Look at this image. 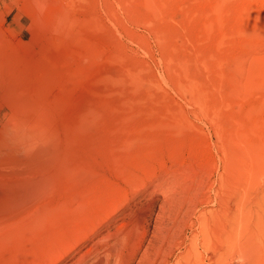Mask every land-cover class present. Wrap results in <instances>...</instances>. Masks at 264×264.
<instances>
[{
    "label": "rangeland",
    "instance_id": "rangeland-1",
    "mask_svg": "<svg viewBox=\"0 0 264 264\" xmlns=\"http://www.w3.org/2000/svg\"><path fill=\"white\" fill-rule=\"evenodd\" d=\"M262 180L264 0H0V264H264Z\"/></svg>",
    "mask_w": 264,
    "mask_h": 264
},
{
    "label": "bare ground",
    "instance_id": "bare-ground-1",
    "mask_svg": "<svg viewBox=\"0 0 264 264\" xmlns=\"http://www.w3.org/2000/svg\"><path fill=\"white\" fill-rule=\"evenodd\" d=\"M262 180V184H263ZM113 208L117 207V203L112 201ZM99 219V218H98ZM101 219V218H100ZM102 220V219H101ZM100 221V220H99ZM98 221V222H99ZM108 221V220H107ZM101 222V221H100ZM102 223V222H101ZM104 223V222H103ZM106 223V222H105ZM99 224V223H98ZM97 224V225H98ZM137 229L141 231V233L146 235L145 230L142 227V224L139 223ZM99 230V229H98ZM100 231V230H99ZM97 234V232H93V234ZM92 235H84L80 236L81 238L78 239L76 244L66 245L65 250L61 251L58 255L57 260L55 257L57 256V252L50 255L48 258H45L41 261L39 264H59L65 257L72 252H74L77 247L79 246L80 242L85 239H90L93 237ZM137 234L133 233L132 230H129L128 232H123L121 234V231L118 233L110 232L108 235H106L103 239H100V241L96 242L94 246L90 247L88 252L84 253L82 256H80L76 262L73 264H133L135 259L139 255V244H137L135 241L137 239ZM112 241V242H111ZM112 243L111 247H108L105 249V251H101L100 248H98L103 243ZM105 246V245H104ZM103 246V247H104ZM106 247V246H105ZM94 252L93 257H89V253ZM192 252H188V254L185 256V258H180L177 262V264H192V260L196 259L194 255H191ZM66 255V256H65ZM149 249L141 256L139 264H168L170 260L168 258L160 259L159 262L156 261L153 257L150 256ZM194 256V257H193ZM37 264V263H36Z\"/></svg>",
    "mask_w": 264,
    "mask_h": 264
}]
</instances>
